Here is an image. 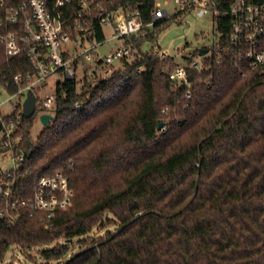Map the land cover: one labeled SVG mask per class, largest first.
Instances as JSON below:
<instances>
[{
  "label": "trees",
  "instance_id": "16d2710c",
  "mask_svg": "<svg viewBox=\"0 0 264 264\" xmlns=\"http://www.w3.org/2000/svg\"><path fill=\"white\" fill-rule=\"evenodd\" d=\"M132 1L145 3L150 22L154 0ZM144 57L80 90L67 82L36 140L33 118L25 120L30 158L18 186L62 172L74 197L50 228L41 214L0 216V261L14 246H52L39 251L44 264H264V66L242 75L229 54L213 50L205 69L187 70L186 105L185 87L175 90L169 77L176 60ZM3 71L20 69L5 63ZM108 223L118 230L70 256L73 239Z\"/></svg>",
  "mask_w": 264,
  "mask_h": 264
},
{
  "label": "built area",
  "instance_id": "2783aa9c",
  "mask_svg": "<svg viewBox=\"0 0 264 264\" xmlns=\"http://www.w3.org/2000/svg\"><path fill=\"white\" fill-rule=\"evenodd\" d=\"M144 4H134L132 0H0V54L5 56V61L0 62L2 218L15 222L24 211L30 217L41 214L46 228H50L56 212L71 205L74 188L62 172L39 177L31 188H20L18 182L30 158L22 151L25 120L33 118L31 135L36 140V123L43 129L53 123L58 96L67 82L79 85V71L84 86L87 81L107 79L152 52L161 59L176 60L160 47L163 33L154 43L148 36L155 27L164 28L193 12L199 17L210 16L221 39L196 49L204 53L191 62L186 59L193 53L183 57V63L176 61L177 68L169 74L175 90L185 87L186 105L193 98L187 70L205 69L204 61L211 58L213 50L229 54L242 75L246 68L257 70L264 66V0H154L148 23L141 10ZM107 31L111 32L110 38ZM111 41H116L118 48L104 53ZM222 61L223 58L218 60ZM5 63L20 71L6 73ZM146 70L143 65L138 73ZM53 77L63 81L49 88ZM32 96L35 111L26 118L25 103ZM7 104H11L10 110L5 108ZM43 115L52 116L48 126L41 120Z\"/></svg>",
  "mask_w": 264,
  "mask_h": 264
},
{
  "label": "rangeland",
  "instance_id": "374dc122",
  "mask_svg": "<svg viewBox=\"0 0 264 264\" xmlns=\"http://www.w3.org/2000/svg\"><path fill=\"white\" fill-rule=\"evenodd\" d=\"M111 36V32L107 31V38H110ZM215 38L220 40L221 36H217L215 33L210 16L199 17L196 12H193L180 18L179 21L172 22L169 25L168 29L161 37L160 47L163 51H166L171 56L176 57V61L178 63H183V57L191 55L193 50L202 46H212ZM118 46L119 45L116 41H111L107 44L106 49L103 48V52L107 53L109 52L108 50L114 51L118 48ZM81 75L82 73L79 71V90L83 87V77ZM58 80L63 81L60 77L51 78L49 80V88L54 87L55 82ZM12 103H16V100ZM5 108L10 110L12 106L11 104H7ZM42 130L43 126L37 122L33 129V136L35 139L38 138ZM110 218L113 219L111 216ZM107 225L106 228L102 229L100 227H96L87 235L73 239V242H71L73 249L70 256L77 254L82 249L81 247L83 246V242L87 241L86 244H90L92 242L91 240H97L105 237L109 232H115L118 230L119 227L118 223H108ZM47 248H52V246L45 248H32L30 250L14 246L6 254L5 260L0 261V264H44L45 261L40 256L39 251Z\"/></svg>",
  "mask_w": 264,
  "mask_h": 264
},
{
  "label": "water",
  "instance_id": "95a60500",
  "mask_svg": "<svg viewBox=\"0 0 264 264\" xmlns=\"http://www.w3.org/2000/svg\"><path fill=\"white\" fill-rule=\"evenodd\" d=\"M35 97L32 96L30 97L26 103H25V116L26 118H30L32 117V115L34 114V111H35ZM43 124L45 126H48L50 124V121L52 120V116L50 115H43L42 118H41ZM166 123L165 122H161L159 125H158V130H162L164 127H165Z\"/></svg>",
  "mask_w": 264,
  "mask_h": 264
}]
</instances>
